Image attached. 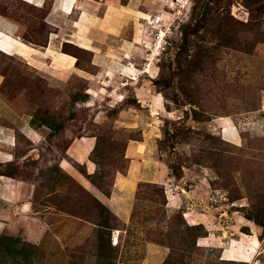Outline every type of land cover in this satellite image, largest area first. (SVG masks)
Instances as JSON below:
<instances>
[{
  "label": "rangeland",
  "instance_id": "rangeland-1",
  "mask_svg": "<svg viewBox=\"0 0 264 264\" xmlns=\"http://www.w3.org/2000/svg\"><path fill=\"white\" fill-rule=\"evenodd\" d=\"M51 4L0 0V27L24 44L0 52V99L33 135L0 118L16 136L0 174L16 181L21 215L19 233L15 221L0 234V264L134 263L149 241L169 249L166 264H264V0H144L141 11L166 15L158 29L140 21L152 45L163 29L157 54L124 25L132 70L106 80L89 51L62 39L53 47L65 55L44 54L85 74L39 66L35 48L74 18L50 20ZM142 158L164 185L138 181L122 221L96 193L109 196ZM42 226L36 240L27 232ZM226 247L245 260L223 259Z\"/></svg>",
  "mask_w": 264,
  "mask_h": 264
},
{
  "label": "crops",
  "instance_id": "crops-1",
  "mask_svg": "<svg viewBox=\"0 0 264 264\" xmlns=\"http://www.w3.org/2000/svg\"><path fill=\"white\" fill-rule=\"evenodd\" d=\"M146 1L150 2L151 0ZM31 2H33L34 6L36 4V7H41L44 0H32ZM143 2L144 0H127L126 4L122 5V0H52L49 15L50 20L55 17L54 15L65 18L66 22L71 15H74V18L70 20V27H66L62 24L58 26L55 25L58 29H55V32H51L48 45L51 44L53 47L54 43L62 39L63 42H69L73 45L76 43L74 46L89 51L92 56L91 65H93L96 70L94 72L95 74H93L94 78L102 74V76H106L103 77V79L106 80L108 79V73L126 76L125 74L132 70V67L125 64L130 61L128 55L132 52L123 47L122 44L124 43H122L123 39L120 38V35L124 25H131L133 23L134 26L131 38L132 42L134 41L136 33L135 17L139 15L137 12H142L140 7ZM99 10H101L100 13ZM117 41L118 44L116 43ZM130 41L126 43H131ZM104 43L107 45L105 46ZM48 45L41 49L35 48L39 53L36 54L34 58L39 62V66H41L46 59L57 62L52 55L44 54ZM117 49L118 54L116 55L120 57L122 62H116L113 57ZM60 59L63 62H57L59 66L62 65L67 69H72L74 72L77 71L81 74H85L84 71L79 70V68L75 66L76 59L73 63L64 57H60ZM1 117L14 124L15 127L18 128V131L23 133L28 139H32L31 136L33 135H30L27 129L26 133L21 131V119L19 115H17L7 103L0 99V118ZM15 141L16 136L12 128L0 124V167L6 166L13 161ZM130 153V158L133 156L137 158L142 157L140 151L137 149L132 150ZM131 161V167L127 174L116 177L113 191L109 196H104L100 192L96 193L97 198H99V200L122 221L129 218L132 209L134 190L138 181L155 182L164 185L155 162L143 158L142 161L133 159H131ZM136 161L138 162L135 164ZM146 161L149 162L146 163ZM17 193L18 185L16 181L12 180L8 175L0 174V234L5 232L6 229L11 228V225H13L15 221L17 227L13 228V230H16L17 233L21 231V215H17ZM38 219L42 221V218ZM42 224L43 222H41V225ZM42 230H45L43 226L41 229H29L27 232L36 240L42 235ZM168 254L169 249L166 246L147 242L144 245V256L139 262H118L117 264H163Z\"/></svg>",
  "mask_w": 264,
  "mask_h": 264
},
{
  "label": "bare ground",
  "instance_id": "bare-ground-1",
  "mask_svg": "<svg viewBox=\"0 0 264 264\" xmlns=\"http://www.w3.org/2000/svg\"><path fill=\"white\" fill-rule=\"evenodd\" d=\"M26 1L28 4H33V2H31L30 0H24ZM157 1H164V0H157ZM184 2V1H183ZM178 3V2H177ZM182 4V2H181ZM182 7V6H180ZM163 9V8H162ZM69 11V10H68ZM162 10H160L161 12ZM145 12V11H144ZM157 12V11H156ZM139 15H136V19H135V23H136V33H135V36H134V43L135 44H143L146 49H150L152 47H154V49L156 50V53L155 55L157 54V50L159 49L160 47V43L162 42V40L164 39V31L163 29H160V32H159V36L158 38H156V41L154 43V45H152L153 43H151L152 39L150 37H147L148 38V41H144V39L142 38V33H143V29H142V25L140 23V21H145L146 24H148L151 28H155V29H158L160 27V25H162L161 23V20H164L166 19V15L165 13H158V14H155V15H149L147 13H143L142 12H137ZM116 14V13H115ZM98 22V21H97ZM101 23V22H100ZM102 25V24H101ZM76 27V26H75ZM82 33V31H81ZM108 35V34H107ZM158 35V34H157ZM81 38V37H80ZM153 38V37H152ZM69 39V38H68ZM74 39V38H73ZM22 39L17 37L16 35H14L9 29H6V28H3V27H0V52L4 53V54H7V55H12V54H19L20 53V47L21 45L23 44L22 43ZM72 41V40H71ZM70 41V42H71ZM52 43V42H51ZM131 44V43H130ZM63 45V44H62ZM65 45V44H64ZM67 45V44H66ZM76 45V43L74 44ZM24 46V44H23ZM63 47V46H62ZM128 47V46H127ZM64 48V47H63ZM86 48V46H85ZM46 50L50 51V52H56L58 54V57L60 55H65L63 52L61 51H57L55 48L52 47L51 44L48 45V47L46 48ZM59 50V49H58ZM63 50V49H61ZM109 52V51H108ZM153 54V53H152ZM152 57H150L149 59H151ZM59 61L61 59L57 58ZM151 64V63H149ZM147 71H150V65L147 67L146 69V72ZM109 75L111 73H108ZM111 78V77H110ZM92 96V95H91ZM222 128L224 129H227L226 126H222ZM221 130V129H220ZM225 134V133H224ZM224 136V135H223ZM230 136V135H229ZM226 141H229V142H232L231 139H228L227 137L225 138ZM16 156V155H15ZM10 161V160H9ZM25 210V209H24ZM202 239V238H201ZM114 244H117L118 243V234L117 232H115L113 234V238H112ZM204 242V241H203ZM230 247V246H229ZM242 251V250H241ZM239 251H236V249L234 250L233 247L231 248H227L226 247V250H225V253H224V256H223V259L225 260H245L243 258H237L238 256L239 257H246L247 254H243L240 252V254H238ZM246 253V252H245Z\"/></svg>",
  "mask_w": 264,
  "mask_h": 264
},
{
  "label": "trees",
  "instance_id": "trees-1",
  "mask_svg": "<svg viewBox=\"0 0 264 264\" xmlns=\"http://www.w3.org/2000/svg\"><path fill=\"white\" fill-rule=\"evenodd\" d=\"M63 44H65V42L63 43ZM132 219L134 218V215H132V217H131ZM135 219V218H134ZM149 242H155V243H159V242H156V241H149ZM159 244H161V243H159ZM168 257V256H167ZM142 259V258H141ZM166 260H167V258L164 260V262H163V264H166ZM135 263V262H134Z\"/></svg>",
  "mask_w": 264,
  "mask_h": 264
}]
</instances>
